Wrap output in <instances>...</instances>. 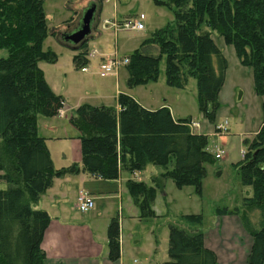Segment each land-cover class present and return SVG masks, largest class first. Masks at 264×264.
<instances>
[{"label": "trees", "instance_id": "16d2710c", "mask_svg": "<svg viewBox=\"0 0 264 264\" xmlns=\"http://www.w3.org/2000/svg\"><path fill=\"white\" fill-rule=\"evenodd\" d=\"M174 11L175 22L156 30L129 56L127 85L157 82L166 58L169 86L184 88L198 82L199 107L215 119L218 96L225 81L227 59L212 37L217 31L232 44L239 60L254 71L258 94L264 97V0H155ZM43 0H0V264H45L41 245L51 216L34 208L54 178L78 172L79 166L57 170L38 133L39 116L54 117L65 107L61 95L48 84L41 62L55 63L56 53L44 50L49 29ZM87 41L67 47L77 50V69L89 63ZM114 106H79L71 123L81 132L83 170L114 180L120 170L135 174L148 165L163 172L152 183L129 180L127 188L141 216L156 217L153 203L165 182L182 188L192 185L201 194L205 164L216 157L208 149V135L192 131L191 118L175 120L166 106L143 107L127 93ZM264 113V99L262 102ZM248 151L238 165L243 185L253 189L233 209L217 207L218 214L238 215L253 237L249 264H264V125L247 141ZM260 213L259 224L251 214ZM187 224H169V259L164 264H217L216 253L206 247L202 214L185 216ZM109 256L120 258V222L108 228Z\"/></svg>", "mask_w": 264, "mask_h": 264}, {"label": "rangeland", "instance_id": "374dc122", "mask_svg": "<svg viewBox=\"0 0 264 264\" xmlns=\"http://www.w3.org/2000/svg\"><path fill=\"white\" fill-rule=\"evenodd\" d=\"M92 2L98 4L99 11L92 35L86 44L89 63L77 69L74 57L78 51L64 45L62 35L78 27L85 9ZM43 4L49 29L44 50L56 53L58 60L55 63L41 62L40 66L48 84L54 90H59L60 86L68 88L71 102H75L80 96L100 95L106 89L115 88L113 76H101V65L112 58H129L152 33L175 22L174 11L158 5L155 0H43ZM140 14L145 15L143 30H115L113 24H110L115 19L124 20ZM108 20L110 23L106 24ZM212 37L228 62L214 120L207 118L200 110L198 82L195 78H191L184 88L167 84L165 57L160 63L158 81L134 90L138 98L151 107H159L167 100L177 118L190 117V123L195 121L200 124L199 127L192 128V131L208 135L209 151L215 155L217 149H222L224 153L214 163L205 164L206 175L202 179L201 194L192 185L179 188L171 179L166 181L163 191H158L155 209L162 216L154 222L157 237L149 229L151 223H141L138 219L127 216L126 212L123 213L122 224V213L113 205L110 212L118 216L120 221L121 244L126 264H135V260L138 264H161L168 259L169 223L186 225V215L202 214L203 228L212 226L215 223L217 207H231L237 203L241 205L242 198L248 195L246 191H252V187L243 185L238 165L243 161L242 151H248L247 141H252L263 128L264 97L256 90L253 68L240 62L234 46L217 31H212ZM7 55L6 50H0V58ZM127 64H122L113 72L119 71L122 91L129 89ZM83 103L114 106L115 100L87 97ZM66 115L65 108L63 116ZM221 124L225 125V130L218 129ZM148 171L150 175L151 171L159 173L162 169L150 165ZM7 185L5 181H0V189ZM78 214L83 218L89 216V213L83 214L80 211ZM251 218L259 220V211ZM102 221L101 219V225Z\"/></svg>", "mask_w": 264, "mask_h": 264}, {"label": "crops", "instance_id": "0c3cea01", "mask_svg": "<svg viewBox=\"0 0 264 264\" xmlns=\"http://www.w3.org/2000/svg\"><path fill=\"white\" fill-rule=\"evenodd\" d=\"M108 76H113L115 88L106 89L100 95L80 96L75 102H71L67 87L60 86L59 90H54L50 86L56 94L63 97L67 115L39 116L38 118V133L45 138L54 167L57 170H61L77 164L80 169L73 174L55 177L52 186L33 205L36 209L47 211L51 216L50 224L44 234L41 245L46 254L45 264H126L121 244V226L120 258L112 260L109 256L108 228L112 219L118 217L110 212L113 209V205L117 206V211L122 213V224L124 221L123 213L126 212L127 216L138 219L141 223H151L149 229L157 237L154 222L159 220L162 214L155 209L156 199L153 203V209L157 216L149 219L143 218L140 208L134 202L127 188V182L132 179L151 184L152 178L161 174L163 168L161 167L162 171L157 172L158 174L151 171L150 175L148 170L152 164L148 165L144 171L136 172L135 174L120 170V176L114 180L102 179L84 171L82 169L81 132L71 123L70 119L74 115L75 110L85 104L83 100L87 99V97L93 99H114V107L120 110L119 96L121 93L129 94L143 107L150 110L166 106L170 109L175 120L181 118H177L174 115L173 107L169 105L167 100H164L159 107H151L148 106L147 102L138 98L134 93L135 88L147 86L149 83L132 88L128 86V90L122 91L119 71L102 77ZM109 83L112 84L110 81ZM90 105L108 106L105 103ZM80 191L89 193L94 199L95 205L88 212H82L78 208L77 198ZM246 193L252 195L253 189L251 192L249 190L246 191ZM238 205L240 203L227 207L233 209ZM79 211L83 214L89 213V216L80 217ZM105 212L108 214L104 215ZM215 214L214 225L204 228V225H202L201 228L204 232L206 247L212 249L217 255V264H249L248 256L253 246V237L245 228L241 218L236 214L230 213L218 214L216 212ZM255 214L256 212L252 213L251 217ZM101 219L103 220L102 225ZM252 221L256 226L259 224V220L255 218H252ZM168 259H165L161 264H164ZM135 264H138L137 260H135Z\"/></svg>", "mask_w": 264, "mask_h": 264}, {"label": "built area", "instance_id": "2783aa9c", "mask_svg": "<svg viewBox=\"0 0 264 264\" xmlns=\"http://www.w3.org/2000/svg\"><path fill=\"white\" fill-rule=\"evenodd\" d=\"M145 19V15L144 14H140V15H135L132 17H128L124 20H118L115 19L113 22L110 23V20L106 21V24L110 23L113 24L115 30L118 29H124L127 31H132V30H143L145 28V25L143 23V20ZM129 62V58H125L124 60L119 59L118 57L116 58H112L109 59L108 61H106L105 63H103L101 65V75L102 76H107L115 71H117V69L122 65V64H127ZM65 108L61 109L59 111L58 115H64L65 113ZM191 129L194 127H199L200 124L198 122L192 121L190 124ZM219 130H225V125H220ZM224 151L222 149H217V151L215 152V157L216 159H220L223 156ZM242 155L243 157L246 155V151L243 150L242 151ZM77 205L78 208L80 209V211L82 212H88L90 211L94 205V199L92 198V196L85 192V191H80L78 198H77Z\"/></svg>", "mask_w": 264, "mask_h": 264}, {"label": "water", "instance_id": "95a60500", "mask_svg": "<svg viewBox=\"0 0 264 264\" xmlns=\"http://www.w3.org/2000/svg\"><path fill=\"white\" fill-rule=\"evenodd\" d=\"M98 11V4L95 2L90 3L85 9L78 27L72 32L62 35L64 43L76 47L87 41L92 35Z\"/></svg>", "mask_w": 264, "mask_h": 264}]
</instances>
